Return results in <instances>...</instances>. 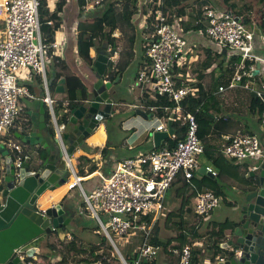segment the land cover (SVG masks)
Here are the masks:
<instances>
[{
    "label": "built area",
    "instance_id": "obj_1",
    "mask_svg": "<svg viewBox=\"0 0 264 264\" xmlns=\"http://www.w3.org/2000/svg\"><path fill=\"white\" fill-rule=\"evenodd\" d=\"M40 1L0 0V22L4 27V39L0 41V182L4 177L5 167L2 151H8L12 156L16 178L19 177L22 164L31 156L27 146L17 142L11 133L21 116V99L33 98L28 87L19 82L22 72L32 71L41 78L46 90L42 102L47 108V124L54 128V137L60 143V133L65 129V125L59 124L56 119L53 110L55 102L47 92L46 79L47 66L54 63V59L55 63L61 59L56 54L60 45L55 41L47 44L43 40L38 20ZM103 1L85 0L83 11H95ZM152 13L144 14L138 9L133 18L134 21H139L140 26L151 22L153 29L143 41L147 63L136 75L135 86L140 90L146 86L159 98L173 102V114L181 116L179 104L194 89L185 83L189 80L182 82L181 78H177L176 81L173 68L185 62L193 48L188 38L167 23L161 9H156L154 19H151ZM203 16L207 22L205 35L216 46L218 53L225 51L226 70L231 73L228 85L219 87L218 91L241 87L254 94L255 99L263 106L260 125L264 128V57L255 53L256 35L261 37V44L264 46V32L259 29L255 33L253 26L252 29H247L245 21L231 15L227 10L205 8ZM147 26H142V29H148ZM112 37L116 40V48L108 46V51L111 52L109 61L114 68L121 52L117 42L120 41L121 34L115 31ZM232 58L238 61L230 64L229 60ZM250 61L260 63L257 75L252 74L255 64L249 63ZM136 108L141 109V106L137 104ZM168 120H172V117L159 118V125L153 131H166ZM183 120L187 125L184 140L177 142L173 147L163 144L136 157L116 161L109 175L102 177L89 193L82 192L79 215L93 219L107 241L116 246L113 236L122 239L130 237L131 231H135L132 235L141 232L142 242L134 250V264L156 260L160 249L151 245L149 240L153 226L165 211L166 194L178 175L188 181L200 169L199 157L203 154V147L197 136V122L190 114L184 116ZM170 139H174V136ZM62 148L64 150L63 145ZM221 148L224 157L237 162H257L263 156V145L254 135L236 133L227 137ZM66 159L75 176L74 180L67 183V187L69 190L75 187L81 189L80 178L75 175L70 158ZM255 170L256 164L246 169L247 172ZM206 171L216 175L210 168H206ZM221 201V198L210 190L202 191L196 196L194 213L199 217H208L219 207ZM145 218H150V221L146 222ZM55 233L56 231L51 241L54 244L73 241L72 231ZM193 248L192 242L174 251V264H191ZM223 259L224 256L216 258L217 262ZM120 263L128 264L123 256ZM28 264L36 263L30 260Z\"/></svg>",
    "mask_w": 264,
    "mask_h": 264
},
{
    "label": "crops",
    "instance_id": "obj_2",
    "mask_svg": "<svg viewBox=\"0 0 264 264\" xmlns=\"http://www.w3.org/2000/svg\"><path fill=\"white\" fill-rule=\"evenodd\" d=\"M62 1H64L62 2V8L57 13V18L60 24L59 28L54 33V41L60 45V49L57 50L56 54L61 58L60 60L64 62V67H62L61 65L59 66L56 63H52L47 66L46 70L47 92L50 97L54 100L55 107L60 104L64 105L68 103V101H70L71 97L69 95L67 87L72 86L73 89L76 90V87H79L83 84L87 88V93L89 94L93 83L96 81V72L89 67V65L91 64L90 59H96L97 57L96 48L94 47L88 49L89 59L87 61L83 60V58L77 55V34L80 31L79 24L83 25L84 23H90V19L81 21L78 20L77 22L75 14H71L68 17L69 19H65L63 12L65 7L68 5L69 0ZM219 1L221 2L220 4H217L216 0H188V2H186V10L188 17L185 16L184 18L186 20L188 18L190 22H193L194 24L196 23V21H193L192 17L199 15L200 12V16L202 17L205 8H214L220 11L226 10L227 5L225 4V2H223V0ZM46 2L49 11L53 13L58 0H46ZM71 2L77 6L76 0H73ZM250 28L252 29L251 26ZM140 33L144 34L145 31L140 30ZM184 35L188 38L189 43L193 48V55L196 56L192 59L187 58V60H185V62H182L181 65H175V67L173 68V73L175 75L174 78H176V81L177 78L178 80L179 78H181L182 82H184V80L197 82V77L200 76L202 78L200 80L198 78V80L200 81L198 83H200L202 89L207 91V96L212 95V98L209 99L210 101L214 100L213 105L211 106L210 104V111L214 114V121L213 128L209 135V145L212 146L213 152L211 153H213V156H217L216 149L222 147V143L225 141V139L236 133L254 135L259 140L261 139L260 141H263L264 128L260 125L259 116L255 115L253 110L251 109V101L252 98H254L252 96V93L241 87L225 89V91L222 92L218 91L219 87H226L231 78V73H228L226 67H224L227 64V59H222L225 62L222 65L221 72L219 71L216 73L217 69L215 67L221 60V58L217 59L216 55L218 53V50L216 46L207 37L204 36L202 31L191 30L189 33H185ZM256 36L257 42L255 53L259 57H264V46L261 44L262 39L258 35ZM3 39L4 27L3 24L0 22V41ZM144 40H146V37L141 38V40L139 41L140 46H143L142 44ZM96 42L101 43L98 40H96L95 43ZM117 42L121 44L124 41ZM208 56H213V63L206 70H202L201 65L206 61V58ZM145 59L147 62L146 56ZM143 63L144 62L142 59V54H140V52H138L137 50L135 59L129 66L128 70L124 72V74L119 80V83L113 85L108 91L109 97L112 99L113 102L112 108L115 113L108 119L106 123H100L97 129H95L93 133L89 135V137H87V139H85L81 143L79 148L70 156V162L74 173L77 177L80 178L81 189L79 187H75L71 190L68 189L67 183L74 180L75 177L71 176L64 186L57 188L54 191H46L45 194L40 197L37 202L36 206L40 210L47 209L57 203H63L64 207L70 210V213L65 217V219L70 220L68 226L66 227V231L73 232L74 238L72 242L75 243L76 247L86 246L84 244V242L86 241L81 239L83 237L84 231H87L89 229V226H87V223L85 221H90L91 219L87 216H80L78 213L79 206L82 202V192L89 193L102 177L109 175L116 161L125 158H133L154 149L152 133L155 132L153 131V129H155L159 125L158 118H156V126L153 129H148L145 135L141 134V137L139 139L136 138L134 134H132L131 136H125L124 134L125 130L130 128L133 124V116L131 113H133L134 116H138L136 115L135 111L139 109L136 107L137 104H140L139 102L142 100V90L136 88L135 86L136 76L134 70L136 69L137 73L139 67ZM196 66H199V68L196 69ZM63 70H66L67 72L65 73V76H62L63 74H61ZM189 73H191L190 79H188ZM56 74L60 75L57 79L54 78ZM51 78H53V81L55 80L54 82L52 81V83L54 84L52 89L49 87L50 85L48 84V81ZM60 79L64 80V91L63 93H56L55 89ZM103 79L104 81H108L106 80V76H104ZM78 81L82 84H79ZM19 82L22 85H26L28 88H30L29 90L33 98L21 99V105L23 106L21 116L17 120L14 128L11 131L14 139L17 142L20 141L16 138V134L19 133L20 129L27 123V121H30L31 119V116L27 115V112H38L39 102L42 101L46 92L45 86L41 78L34 74L32 71L22 72L20 74ZM123 90H127L128 94H130L131 98L129 101L123 99L120 100ZM134 93H136L138 96L136 99L133 95ZM246 109L248 111V114L245 113ZM65 111V109H62L60 113ZM46 112L47 108L45 106V116ZM149 113H146L148 118ZM116 115H123L122 119L127 120V123L124 124L122 122L120 125L118 124V128L115 134H112V131H110L107 127V123L111 118H114ZM165 142H163V144H165ZM147 146H149V148L146 150L145 148ZM37 149L39 150V147L36 149L32 148V150L28 149V153L30 155H33L35 154V152L38 151ZM81 156L86 157L88 162L87 165L84 166V169H88L91 164H94L97 167L96 171H94L92 174L79 176L78 158ZM213 156L210 155V157ZM211 162L208 161V158L205 155H201L199 157L200 168H210L212 171L217 173L218 170L215 169V166ZM227 162L224 163L225 173L223 174V176L217 177L213 175L212 177H210L211 179L215 178V180L217 181L216 188L214 190L217 192V195L221 198L222 201L219 207L214 209L208 217L196 216L194 210L192 214L187 212L189 211L187 206L191 207L193 205L194 208V198L192 197L193 195H197L199 192L197 186H194L193 184H189L184 187L183 183L185 181L180 178L176 179L171 189L174 193L176 201L178 202L179 209L181 208L182 202L185 201V206L183 207V210L177 212L178 215L180 214L182 216V220L180 216L174 215L176 214V212L174 213L171 207H168L166 205V199L164 202L165 211L167 213H171L170 216H173L171 217L172 220H175V222H178V220H185V222H187L182 226V228H180V224L178 226L179 232H184L187 235L186 244H191L193 242L194 248H198L199 245H202L204 247L201 250L200 257H202L206 251L213 252V249H211V247L213 246L214 237L212 235L211 226L213 224L216 225L218 223L229 221L227 217L229 216L231 211H234V207H236V200L238 198V196L236 198L235 189H239L240 184L245 181V176L248 173L246 169L250 166L255 165L254 161L249 160L244 162H237L228 159ZM202 175L203 174L200 172L199 175L195 174V180H199ZM205 190L206 188H201L199 191L202 192ZM232 192H234V194H232ZM186 200L189 202L187 203ZM187 216L193 217L194 220L191 222L188 221ZM71 225L74 226L73 229L69 228ZM96 225L97 224H95V226ZM193 228L196 232L194 234H191V229ZM227 233V231L223 233V240L220 244L224 242ZM55 234H59V231H56ZM54 236L55 235L53 234L47 237L45 241L41 243L40 252L37 256L32 259L33 262H35L36 264H58L59 261H63L62 259L66 260L68 256L71 257V253L67 255V253L65 252V246L67 243L58 242L54 244L51 242ZM90 244L92 243H89V245ZM221 253L223 254L224 252L220 250V253L216 256V258L222 257ZM61 254H64V257L66 256V258L61 256ZM200 257L198 260H200ZM69 263L70 262H68L67 260V263L65 262L64 264ZM79 264L87 263L81 261V263Z\"/></svg>",
    "mask_w": 264,
    "mask_h": 264
},
{
    "label": "water",
    "instance_id": "obj_3",
    "mask_svg": "<svg viewBox=\"0 0 264 264\" xmlns=\"http://www.w3.org/2000/svg\"><path fill=\"white\" fill-rule=\"evenodd\" d=\"M95 48H100L93 65L96 81L87 97L80 100V105L68 111L69 124L60 133L61 143L54 137V128L47 124L45 105L40 101L38 112H27L31 119L16 134L26 148L32 150L39 147L22 164L18 178L15 177L12 156L8 151H2L5 167L0 182V264H28L39 254L40 245L47 237L69 224L70 220L65 217L70 210L63 203L44 210L36 205L46 191H54L68 182L73 172L66 158H70L100 123H106L115 113L108 91L119 83L120 78L104 81L107 67L111 65V52L106 41L96 42ZM259 69L260 63L256 62L252 74L257 75ZM52 81L53 78L49 79L48 84L51 85ZM63 85L64 80L60 79L55 92L63 93ZM135 113L144 120L148 119L142 110L138 109ZM171 123L172 120L167 121L166 131L152 134L154 148L161 147L163 142L174 136ZM262 145L263 156L256 162L257 170L248 172L239 186L236 207L231 214L234 218L228 221L231 224L225 230L228 233L219 245L224 259L216 264H264V142ZM40 148L45 152L44 157L38 153ZM199 172L213 176L204 167ZM108 242L121 260L117 247ZM161 253L159 250L155 261L163 255Z\"/></svg>",
    "mask_w": 264,
    "mask_h": 264
},
{
    "label": "trees",
    "instance_id": "obj_4",
    "mask_svg": "<svg viewBox=\"0 0 264 264\" xmlns=\"http://www.w3.org/2000/svg\"><path fill=\"white\" fill-rule=\"evenodd\" d=\"M225 4L227 5V12H229L231 15L242 19L245 21L246 25L250 24V21L247 18H243L240 15L234 13L232 9L234 6L229 4L230 0H223ZM264 1V0H261ZM64 1L58 0L55 6V10L53 13H51L48 9V5L46 0H41L40 5L38 8V20H39V26H40V32L42 34L43 40L45 43H51L54 41V33L59 28V21L57 18L58 11L62 8V5ZM78 10L80 12L83 11V7L85 5V0H76ZM188 0H104L102 5L97 7L99 11H101V15L98 18H94L90 23H84L83 25L79 24L80 31L77 34V55L83 58V60L87 61L89 59L88 55V49L95 47V41L98 40V37L103 35L104 32H102L103 29L106 28V26L109 24V20H112V25L108 30L109 38H105L104 41L108 43V46L111 48H116V40L112 37V34L114 31H119L121 34V38L124 40V45L121 49L119 59L117 63L115 64L114 68L112 65L107 67V70L105 72L106 80L108 81H114L116 77L121 78L124 72H126L133 62V60L136 57L137 50L140 51L142 54V59L144 63L146 62L145 59V45L140 46V32L136 27L137 21H134L133 18L137 14L138 9L142 10L144 14H149L150 12H153L151 15V19H154L155 17V11L157 8L159 10L161 9L163 14L166 16L167 23L172 26L179 34L186 37L184 34L189 33L191 30L193 31H202L205 37V28H206V18L204 16L196 15L195 17H192L193 21H196V23L193 24V22H190V20L187 18V20L184 18L187 16V4ZM229 6V7H228ZM182 17V18H181ZM200 17V18H199ZM180 18V19H179ZM51 22L52 24L49 25L48 23ZM92 22V23H91ZM150 22V21H149ZM201 22V23H200ZM110 26V25H109ZM147 33L152 32V26L151 22L147 26ZM260 29L262 32H264V19H262V24L260 25ZM145 29H142V31ZM187 38V37H186ZM100 48L96 49V53L98 54V51ZM215 56V55H214ZM217 59L221 58L218 65L216 66V69L221 72L222 65L225 62V56L223 52L217 53ZM213 57V56H212ZM211 56H208L206 58V61L202 63L201 69L206 70L210 67V65L213 63ZM224 58V60H222ZM95 59V58H94ZM94 59H90V65L89 67L92 68L94 71ZM54 59V63H55ZM238 61L236 58H232L229 60V63H234ZM256 61H250L249 63L255 64ZM53 63V64H54ZM63 61L60 60L58 63L59 66L63 65ZM143 63V64H144ZM142 64V65H143ZM141 65V66H142ZM145 65V64H144ZM143 65V66H144ZM139 67L138 72L143 68ZM228 73H230V70H227ZM136 73V75L138 74ZM66 70L61 72L63 74L62 76H65ZM59 74L55 75V79L59 78ZM202 78L200 76L197 77V82H186V84H189L194 90L192 93L187 94L184 99L180 102L179 107L181 111V116H177L173 114V108L174 104L173 102L168 101L164 98H159L155 94H153L148 87L144 86L142 89V101L140 102L141 109L145 113L153 112L154 116L156 118H162V117H172V129L175 131L174 139H168L165 142L166 146L173 147L176 145L177 142L184 140L186 131H187V125L183 120V117L187 114L193 115L195 118V121L197 122L198 131L197 136L198 139L203 147V154L208 158V161H212L211 163L215 166V169L218 170L215 176H223L225 173L224 163L227 162L228 159L224 157L222 154V148H217V156H213V149L212 146L209 145V135L213 128V121H214V114L210 111V104L213 105L214 100H211L209 98H212L211 96H207V91L202 89L199 80ZM55 81V80H54ZM53 81V82H54ZM80 81V80H79ZM78 81V82H79ZM81 82V81H80ZM79 84H82L80 83ZM179 85V81L177 83ZM54 84L52 83L49 87L52 89ZM30 89V88H28ZM67 90L69 91V95L71 97L70 101L68 103L62 105H58L57 107H53L56 119L59 124H64L67 126L69 124V110L72 108H75L80 105V100L87 97V88L82 84L79 87H76V90L73 89L72 86L67 87ZM76 96V99H75ZM62 109H65V112H61ZM251 109L253 110L254 114L259 116V122H260V115L263 111V106H261L258 99L252 98L251 101ZM220 147V146H219ZM39 154L41 157L45 156V152L40 149ZM213 156V157H210ZM87 159L86 157H79V176H85L87 174H92L94 171H96L97 167L94 164H91V166L88 169H84V164ZM234 161V160H233ZM228 163V162H227ZM86 170V171H85ZM199 175V172L195 173ZM177 178L182 179L185 181L183 183L184 187H186L189 184H193L194 186H197L198 192L200 193L201 188H206V190H210L213 192L216 196L217 192L214 190L216 188V180L211 179L210 177H207L205 175H202L199 180H195V175L190 180H185L181 175H178ZM176 178V179H177ZM176 181V180H175ZM174 184V183H173ZM172 184V186H173ZM171 186V187H172ZM171 189V188H170ZM198 193V194H199ZM197 195H193L192 198H194V206H195V200ZM219 197V196H218ZM191 198V197H188ZM188 203L189 201L186 200ZM190 204V203H189ZM185 206V201L182 202L181 208L179 211L183 210V207ZM190 214L193 213V205L187 206ZM165 212V211H164ZM171 213H167V219L171 220L170 216ZM178 215V213L174 214ZM181 220L182 216L179 214ZM197 216V215H196ZM175 217V216H174ZM144 220V219H141ZM146 222L150 221V218H145ZM167 220V221H168ZM159 221V220H158ZM180 228L187 222L185 220L179 221ZM230 222L226 221L223 223L213 224L212 227V235L214 237L213 246L211 249H213V255H212V261L214 256L216 257L220 253L219 245L221 241L223 240V233L225 230L230 226ZM95 230H100V228L96 225L94 228ZM66 227H62L61 229H58L59 234H63L66 231ZM196 231L191 229V234H194ZM160 233V227L158 226V223H155L152 229V237L149 240V243L153 245L154 247L160 249L164 255L165 258V264H174L175 263V255L174 251L179 250L183 245L186 244L187 235L184 232H178L177 235H175L173 238H168L167 242L164 243L163 240L159 238ZM197 234V233H196ZM107 246L108 250L112 251L111 245L108 243L107 239L103 236V238L100 240L99 243L89 245V249H85L84 247H76L74 242H69L65 246V252L68 254L71 253V256H78L83 255L85 252H90L89 255L93 258V263L96 264L99 263L101 258L103 259V264H108L106 260V255H103L101 250L103 249L102 244ZM174 243V244H173ZM188 243V242H187ZM173 244V245H172ZM201 254V249L193 248L192 249V256H191V264H199V257ZM123 258L128 264H134V261L136 259V253L134 250H131L127 252L126 254H122ZM63 261H59L58 264H64L65 259H62ZM78 263V261H76ZM86 262V261H85ZM117 264H121L120 260L116 257ZM88 264V262H86ZM141 264H155V261L153 262H142Z\"/></svg>",
    "mask_w": 264,
    "mask_h": 264
},
{
    "label": "rangeland",
    "instance_id": "obj_5",
    "mask_svg": "<svg viewBox=\"0 0 264 264\" xmlns=\"http://www.w3.org/2000/svg\"><path fill=\"white\" fill-rule=\"evenodd\" d=\"M71 1H73V0L68 1V5L64 9L63 14H64L65 19H69L68 17L71 14H73V15L75 14L77 22H78V20L81 21V20H89V19H90V21H92L94 18L95 19L98 18L102 13L101 11H99V9H96L95 11H89V12H84V11L80 12L78 10V6L73 4ZM216 2H217V4L221 3L219 0H216ZM229 4L234 6V8L232 9V11L234 13L240 15L243 18H247L250 21V24L245 25V27L247 29H250V26H253L255 33H257V30L260 29V25L262 24V19H264V1H261V0H230ZM223 9H225V8H223ZM227 9L228 8H226V10ZM241 21H242V19H241ZM111 23H112V20H109V24L106 26L105 29L102 30V32H104V34L98 37L99 42H103L105 38H109L108 30L112 25H114V23H112V25H111ZM146 24H148V22ZM146 24L144 23L145 26H147ZM141 25L144 26L143 24H141ZM142 26L139 25V21L136 23V27L139 30V32L142 29ZM144 31H145L144 34L139 33L140 34V38H139L140 40L143 37H147V35L149 34L146 32L147 31L146 29ZM120 41H124V40L122 38H120ZM123 45H124V42H122L120 44L121 49H122ZM140 54H141V52H140ZM193 54H194V51L191 52L189 58L192 59L193 57L196 56ZM226 66L227 65H225L224 67H226ZM197 68H199V66H196V69ZM134 72H135V76H136V69L134 70ZM217 72H219V71L216 70V73ZM190 78H191V73H189V76H188V79H190ZM254 87L256 89L258 88V86H254ZM136 93L133 94L135 96V99L138 97ZM130 98H131V96H130V94H128L127 90H125V91L123 90V93L121 95L120 100L123 99V100L129 101ZM245 113L248 114L247 109L245 110ZM131 114L133 116V119H132L133 124L130 128H128L129 131H128V129L125 130V132H124L125 136H128V135L131 136L132 134H134L136 136V138L139 139L141 137V134L145 135V133L148 129H150V128L153 129L157 124V121H156L157 119L154 116L153 112L149 113V115H148L149 118L147 120H143V119L139 118L138 116H134L133 113H131ZM122 117H123V115H116L114 118H111L109 120V122L107 123V127L109 128L110 131H112V134H115V132L118 128V124L120 125L122 122L124 124L127 123V120L122 119ZM132 129H133V131H132ZM260 142H262V143L264 142V137H263V141H260ZM148 148H149V146H147L145 149L147 150ZM87 163L86 164L83 163V164L86 166ZM255 164H256V162H255ZM218 183H219V180H218ZM237 190H238V188L235 189L236 198L238 196ZM232 194H234V192H232ZM166 205L168 207H171L173 209L174 213L175 212L177 213L179 211V207H178L179 205L175 199V196H174L172 189L168 190V192L166 194ZM232 213L233 212L231 211L229 216L227 217L228 220H232L234 218L231 216ZM187 217H188V221H190V222L194 220L193 217H189V216H187ZM167 220H168L167 219V212L165 211L164 213H162L159 221L156 222V223H158V226L160 227L159 238L164 239V240H167L168 238H173L179 232V228H178L179 223L175 222V220H172V219L168 220V221ZM85 222L87 223V226H89V229L87 231H84L83 237L81 240L86 241V242L83 241L84 244L86 245V246H84V248L89 249V243H92L90 245L99 243L100 240L103 238V233L100 230L94 229L96 227L95 226L96 222L93 219H90V221L88 220ZM69 228L73 229L74 226L71 225ZM132 233L134 234L135 231H131L130 237H126V238H122V239L115 238L113 236V239L116 243V247L119 250V253L121 255L126 254L127 252H129L131 250H136L140 246V244L142 242L141 232H137L136 235H132ZM126 241H128V243H126ZM76 245H77V243H76ZM100 247L103 248L100 253H102L103 255H106V260H107L108 264H117L116 257H117V259H119V258L117 256V254L115 253V251L114 250H112V251L108 250L105 243L102 244V246H100ZM202 248H204L202 245L198 246V249L202 250ZM89 253L85 252L83 255L71 256V257L68 256V258L65 260V262L67 263V260H68V262H70L69 264H74V263H77L76 261H78V264H79V263H81V261H83V262L86 261V262H88V264H92L93 258L89 255ZM161 254H163V253H161ZM212 255H213V252L206 251L204 253V255L202 257H200V260H199L200 264H216L217 263L216 257L214 256L213 261H212V259H211ZM221 255L224 256L222 253H221ZM61 256L64 257V254L63 255L61 254ZM81 256H82V258H81ZM64 258H66V256ZM103 259H104V257L101 258L100 261H98L99 263H96V264H103V262H102ZM155 262H157V264H164L165 263L164 255L160 256L158 258V260Z\"/></svg>",
    "mask_w": 264,
    "mask_h": 264
}]
</instances>
